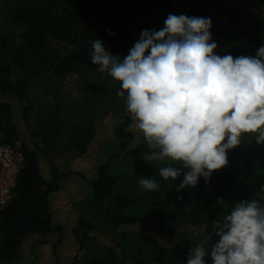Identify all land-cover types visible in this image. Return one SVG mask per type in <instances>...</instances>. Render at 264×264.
I'll return each mask as SVG.
<instances>
[{"label":"trees","instance_id":"obj_1","mask_svg":"<svg viewBox=\"0 0 264 264\" xmlns=\"http://www.w3.org/2000/svg\"><path fill=\"white\" fill-rule=\"evenodd\" d=\"M106 1L111 18L97 26L96 14ZM239 1L241 6L225 7L229 0H190L185 15L211 18L218 54L254 55L264 44V20L245 6H264V0ZM136 2L2 0L0 95L26 99L31 79L46 76L64 79L80 65L98 70L89 55L95 39L102 40L113 55L126 56L133 43L134 28L139 27ZM145 29L151 30L143 25L139 38ZM59 105L55 102L50 106L54 113L49 119L39 118L43 127L31 130L35 137L60 135V129L53 125L59 117ZM43 108L48 109L47 105ZM94 124L90 118L71 125L68 145L79 146L81 156L87 154L86 159L89 143L96 134ZM132 124L128 113L116 126L119 151L98 166L96 178L89 180L92 191L76 206L80 216L73 232L80 247L71 264H186L187 254L197 244H203L210 253L218 240L215 223L222 222L236 203L262 198L241 184L246 171L235 158L241 147L250 163L264 165V145H257L254 139L245 138L241 145L229 150V164L215 171L209 180L201 177L196 187L178 192L183 175L175 181L159 176V168L165 165L154 162L153 166L141 158L149 150L148 145L144 138L133 143L136 136L129 130ZM17 127L12 103L0 101V139L14 142L21 138ZM24 153V167L13 198L0 207V263L15 261L28 235L61 233V241L63 227L53 225L50 193L61 188V178L85 177L76 171L59 173L52 169V180H47L41 173L36 149L24 144ZM142 177L154 178L158 189L145 191L138 182ZM218 198H223L222 204L217 203ZM186 226L195 230H183L179 240L172 244L178 230ZM121 227L129 229L119 231ZM119 232L120 239L114 245L98 241L93 234L113 236ZM206 259L211 264L210 255Z\"/></svg>","mask_w":264,"mask_h":264},{"label":"clouds","instance_id":"obj_2","mask_svg":"<svg viewBox=\"0 0 264 264\" xmlns=\"http://www.w3.org/2000/svg\"><path fill=\"white\" fill-rule=\"evenodd\" d=\"M212 26L210 17L169 14L163 28L142 30L122 58L100 39L89 53L119 82L117 95L148 145L141 158L164 164V180L183 175L178 192L225 168L228 151L245 138L264 145V44L254 55L218 54ZM138 182L145 191L159 187L152 177ZM214 227L210 253L197 244L186 264H208L209 255L211 264H264V198L241 200Z\"/></svg>","mask_w":264,"mask_h":264},{"label":"rangeland","instance_id":"obj_3","mask_svg":"<svg viewBox=\"0 0 264 264\" xmlns=\"http://www.w3.org/2000/svg\"><path fill=\"white\" fill-rule=\"evenodd\" d=\"M169 1L170 0H137L136 5L139 11V20L137 24L139 27L134 28L133 43L131 47L139 39V28L143 27V25L148 26L151 30H159L164 27V21L169 14L185 15L189 12L190 0H174L172 8L170 7ZM1 2L2 0H0V7ZM232 5L241 6L242 4L239 0H229L225 7ZM245 6L248 10L264 20V6L257 4H246ZM107 9L108 5L106 1L103 8L96 14L97 26L103 25L104 22L111 18ZM118 87L119 82L111 78L106 72L101 73L99 70L80 65L75 68L73 73L64 79L50 76L31 79L28 82L26 99H21L18 96L0 95V101L11 102L13 106L14 120L17 122L18 126L24 127L25 125L27 130H31L32 128H39V118L41 119L40 105L43 104L44 101L46 102L42 107L47 105L46 99L48 98L51 99L56 96L58 98L67 99V101H69V99L81 98L86 99L87 104L92 100L93 104L90 105L88 108L89 110L97 111L99 109L102 114H105L104 116H108L109 114L112 115L111 117L108 116V119H106L102 125L100 123L102 128H106V130L102 129V134L107 140L102 141V145L99 148L101 150L99 163L105 164L111 157L110 154L119 151L120 141L116 136L115 128L121 123L123 116L128 114L124 98L117 95ZM63 107L67 111L70 110L72 115L79 114L77 111L73 112L71 105L70 109H67L68 105H64ZM25 112H27L26 116L29 121H26L25 119ZM80 119V116L77 117V120ZM27 122H29V124H27ZM129 130L135 133L136 138L133 142L134 144L143 140V134L134 129L133 124L129 127ZM105 137H102V139ZM238 150L239 153H236L235 157L236 163L246 171L243 174L241 184L247 188L251 194L258 193L260 197L264 198V191H261L262 187H264V165L255 164L254 161H251L250 163L247 159V153H242L241 147H239ZM94 152L95 150L93 151V154ZM116 161H118V159H115V162ZM42 169H44V167ZM86 173L88 176H85V178L72 176L67 177L66 181L61 179V183L64 181L62 184L64 185L63 187L66 192L63 194H53L50 198L51 209L53 212V225H60L63 227L61 241L59 242L61 233L53 235L49 234L47 236H35L39 234H31L34 236L25 241L18 258L15 261L0 264L72 263L73 257L79 253L80 247L73 232L74 227L78 222V217L80 216V212H78L76 206L92 191L91 186L89 185V180L96 177L98 170H96V172L95 170H91ZM44 174H46L45 170ZM75 198L77 200L73 202ZM127 229L129 228L121 227L119 231H125ZM183 230L194 231L195 229L186 226L183 229L178 230L176 238L172 244H175L179 240ZM93 234L97 237L98 241L111 245H114L121 236L120 232L113 236L97 233Z\"/></svg>","mask_w":264,"mask_h":264},{"label":"crops","instance_id":"obj_4","mask_svg":"<svg viewBox=\"0 0 264 264\" xmlns=\"http://www.w3.org/2000/svg\"><path fill=\"white\" fill-rule=\"evenodd\" d=\"M173 1L174 0L169 1L172 6H173ZM49 99L50 98L46 99L47 107H48L47 110H44V108L42 107V105L46 101H44V103L40 105L41 107L40 115L42 116V120L49 119L51 116H53V113H54L53 110H50L51 109L50 106H52L55 102H59L60 104L59 105L60 108L58 112L59 117L57 118V121L53 123L55 127L60 129V135L58 137H54V136L53 137H46V136L35 137L33 133H31V130H33V128L31 130H27L25 125L24 127L23 126L17 127L20 137L23 138L24 144L30 147L31 149H36L38 157H39V161H40V169H41L42 175L44 176L45 179L52 180V169H57L59 173H67L68 171H76V172H80L84 174L85 176H88L86 173L87 171L95 170L96 172L98 168L97 165H100L99 156L101 155V150L99 148L102 145V141L107 140V138L102 134V131H103L102 129L106 130V128H102V126H100V123L102 125V123L106 119H108V116L111 117L112 115L109 114L108 116L107 115L104 116L105 114H102V112H100L99 109L97 111L89 110L88 108L90 107V105L93 104L92 100H90L89 103L87 104V100L81 99V98L69 99V101H67V99L58 98L54 96L50 100ZM64 105H68L67 109H70V105H71L72 106L71 109L73 110V112L77 111L79 114L72 115L70 110L67 111L66 109H64L63 107ZM79 116L81 117V119L77 120V117ZM90 118H92V120L95 123L94 125L96 129V134L89 143L88 158L86 159L85 156H87V154H85L84 156H81L79 146L75 144L74 146L69 147L68 143H69V140H71L70 139V134L72 131L71 125L75 122L87 121ZM42 127H43V121L39 123V128H42ZM102 137H105V138L102 139ZM46 140L49 141L48 144ZM94 150L95 152L93 154ZM110 155H113V154H110ZM43 167L44 169H42ZM44 170L46 171V174H44ZM72 176L85 178L83 176H78V175H72ZM72 176H66L61 179L66 181L67 177H72ZM93 179L94 178H91V180ZM62 183L60 180L61 188L56 191L51 192L50 198L52 197L53 194H61V193L63 194L66 192L63 187L64 185ZM75 200L77 199L75 198L73 202ZM68 201H67V204H68ZM54 234H57V233H54ZM33 236L34 235H28L25 241L28 238L33 237ZM35 236H41V235H35ZM25 241L23 243V246L25 244Z\"/></svg>","mask_w":264,"mask_h":264},{"label":"built area","instance_id":"obj_5","mask_svg":"<svg viewBox=\"0 0 264 264\" xmlns=\"http://www.w3.org/2000/svg\"><path fill=\"white\" fill-rule=\"evenodd\" d=\"M24 161V141L21 138L14 142L0 139V207L13 198Z\"/></svg>","mask_w":264,"mask_h":264}]
</instances>
